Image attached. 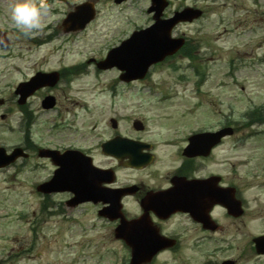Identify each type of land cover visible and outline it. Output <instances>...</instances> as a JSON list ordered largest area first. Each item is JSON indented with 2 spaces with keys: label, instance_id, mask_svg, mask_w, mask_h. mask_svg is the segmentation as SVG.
Here are the masks:
<instances>
[{
  "label": "rangeland",
  "instance_id": "rangeland-1",
  "mask_svg": "<svg viewBox=\"0 0 264 264\" xmlns=\"http://www.w3.org/2000/svg\"><path fill=\"white\" fill-rule=\"evenodd\" d=\"M83 1L88 0H49L42 29L27 35L12 22L10 9L14 0H0V30L7 33L10 41L8 48H0V97L8 99V106L14 110L6 119H0L1 146L21 145L25 137L38 145L75 143L88 137L92 146L96 137L110 135L111 118L124 133L133 132L135 119L145 123L147 131H163L169 127V122L162 119L163 111L171 107L166 105L169 103H157L156 98L175 90L181 93L175 101L193 100L191 91L184 88L190 89L197 78L192 74L193 64L183 56L154 68L148 79L128 86L119 83L117 70L98 71L88 65L87 59L103 58L109 47L117 45L131 30L149 24V2L127 0L115 5L113 0H89L96 6L94 20L81 32L64 34L59 27L64 13ZM170 2L166 15L184 4L196 5L203 11L198 20L178 24L172 36L188 39L186 49L194 51V64L207 76L203 94L209 95L205 102L217 111L218 125L226 120L232 122L237 135L264 132V123L250 126L246 119L257 107L264 113V0ZM230 66L232 77L225 78ZM61 69H70L72 79L69 86L62 83L54 92L61 109L59 116L45 113L25 136L17 117L19 112L11 103L15 86L36 70ZM181 74L185 79H180ZM150 84L156 88L153 93L141 89ZM112 86L116 95L111 92ZM32 101L37 104L38 96ZM4 109L0 108V114ZM173 118L177 129L181 124L194 122L193 116L182 119L179 113ZM207 122L209 116L202 113L201 121L191 125ZM55 125L58 126L54 128ZM237 139H228L217 149L216 170L234 183L241 181L243 218H228L218 209L215 218L221 229L215 236L217 242L203 241L196 250L161 252L150 264H204L222 259L264 264V257L255 255L251 243L253 236L264 233V187L255 186L264 177V135L232 149V141ZM20 162L0 171V264H127L129 251L114 239V226L98 219L88 205L66 209L64 217L48 215L42 209L43 199L36 193L35 185L49 176L50 167H36L35 155ZM229 164L236 171L234 174L228 171ZM258 170L259 177L251 178L250 173ZM147 176L149 173L145 174L149 181L157 179ZM62 199L58 196L53 201ZM175 222L176 219L168 227L175 226Z\"/></svg>",
  "mask_w": 264,
  "mask_h": 264
},
{
  "label": "flooded vegetation",
  "instance_id": "flooded-vegetation-1",
  "mask_svg": "<svg viewBox=\"0 0 264 264\" xmlns=\"http://www.w3.org/2000/svg\"><path fill=\"white\" fill-rule=\"evenodd\" d=\"M202 82L193 84V87L185 90H190L189 95L193 96V100H176L172 98L167 101L166 105H169L170 110L163 111V120L169 122V127L163 131H133L132 133L122 134L121 132L115 133L113 136L119 138H127L139 143L144 144V152L150 155V163L147 167L142 169L137 168H123V164L127 160H119L113 157H106L102 154L101 145L105 142V139L97 142L95 140L90 146L89 138L83 137L81 140H77L75 143H69L67 146H53L39 145L38 147H45L53 150H57L60 153L65 150H78L86 156H90L94 165L99 168H111L116 173V180L111 188L124 189L121 202L123 203V213L127 218H137L144 212V208H147V218L150 220L151 225L155 226L161 235L172 238L175 240V247L178 249L196 250L201 247L203 241L207 239L211 240V235L220 231L221 227L218 226L215 231L205 229L203 224L194 221L190 212H194L199 215L208 214L213 222L217 223L215 213L218 209L223 210L216 203L218 185L221 188H233L235 190V197L241 201L242 208H244L243 187L241 181L237 180L234 183L231 178L226 177L225 174H218L216 167L217 161V149L221 147L228 139H232L233 136L221 139L219 145H210V141H206V146L202 147L200 141L195 147H190V139L193 136L202 134L203 132H215L217 130L216 111L211 103L205 102L206 95L203 94ZM47 89H42L37 94ZM207 92V91H206ZM51 91L47 90L41 94V99L47 95H50ZM174 97L181 95V93H173ZM183 95L187 96L184 92ZM39 100V104L40 101ZM182 102V103H181ZM58 100H56L53 110L57 107ZM183 106V109L179 107ZM177 107V108H176ZM206 110H201L202 108ZM51 110V109H50ZM38 112H46L42 108L37 109ZM26 113V110H23ZM31 113V112H30ZM179 113V117L182 119L187 116H193L194 122L201 121V114L205 113V116H209V122L193 123L188 122V125H179L178 129L173 122L176 119L173 118L175 114ZM173 114V115H172ZM4 118L6 117L3 114ZM160 116V115H159ZM161 118V117H160ZM215 119V121L213 120ZM145 135L142 137L141 135ZM112 136V137H113ZM111 138V137H110ZM25 150L31 151L29 143H23ZM97 152V153H96ZM37 155V151H36ZM38 161H44L51 167V162L47 158H41L37 156ZM226 160V158H225ZM223 161V160H222ZM224 166V165H222ZM228 171L233 174V168L229 164ZM149 173V176H155V181H149L145 178V174ZM147 176V177H149ZM182 178L178 180V184L175 178ZM216 180H212L213 178ZM239 182V183H238ZM108 186V185H107ZM176 193L179 198L186 201L183 206L184 211L174 213L168 219L163 220L159 218L160 214L156 212L159 204L156 203L157 199L161 198L163 193ZM144 204V205H143ZM242 216L234 218L227 215L231 219H241ZM176 219L175 226L168 227L172 221ZM218 224V223H217ZM204 236V237H203ZM235 264H238V260H234Z\"/></svg>",
  "mask_w": 264,
  "mask_h": 264
},
{
  "label": "water",
  "instance_id": "water-1",
  "mask_svg": "<svg viewBox=\"0 0 264 264\" xmlns=\"http://www.w3.org/2000/svg\"><path fill=\"white\" fill-rule=\"evenodd\" d=\"M120 1L121 0H116V2ZM153 3L156 5L155 25L139 33H134L131 38L125 41L119 48L111 51L108 59L99 63L98 67L108 68L117 66L120 70L125 71L122 78L126 81H129L131 79L143 77L147 67L150 64L162 60L165 55H170L179 48L180 41H172L169 38V31L171 27L179 20H191L193 17H197L199 15V12L192 11V15L189 17L176 15L170 20L160 21L159 15L165 2L163 0H153ZM80 9L84 10V14L80 16V19L74 22L73 25L67 30L81 29L83 28L84 24L93 17L92 8L90 6L83 5L79 8V10ZM4 41L5 40L3 39V37H0L1 45L5 43ZM112 55L113 59L111 60L110 57ZM56 80L57 74L55 73L50 74L49 77H39V75H37L36 77L31 79L30 82L21 84L16 92L21 93L22 102L35 89L45 84L52 85ZM134 126L138 129V123H135ZM14 156L5 157L3 149H0V167L7 165L14 159ZM84 166V169L78 170H75V168L67 170L65 167L62 170H58L56 172V178H54L53 180L54 184H58V186L52 190L53 187H50V185L48 184L43 188L44 191L49 192L71 189L75 192L78 198L76 202H74V204H77L81 201L92 200V194L89 193V190L92 183L94 185L98 184L97 182H95V179L98 178L93 177L95 173L92 171L88 164H85ZM78 172L81 174H79ZM96 195L97 193L94 194V201H97L98 199L96 198ZM111 199L113 200L115 199V197L109 195L108 200L110 202H112ZM218 202L227 205L226 202L219 200ZM115 203L114 214H112L111 210L105 209L104 211L100 212V215H104L111 220L117 219L118 217L121 218L119 226L115 229V237L123 239L131 248L130 264L148 263L158 251L170 245V242L163 241L164 239H162V237H159L156 229L151 228L147 224L148 222L146 219V207L144 208V215L139 220L126 221L118 211V199ZM167 215L168 214H166V216ZM138 228L140 229L137 230V233L134 235V231H136V229ZM151 234H153L154 237L150 240ZM255 243L257 250L264 252V237L255 239Z\"/></svg>",
  "mask_w": 264,
  "mask_h": 264
},
{
  "label": "clouds",
  "instance_id": "clouds-1",
  "mask_svg": "<svg viewBox=\"0 0 264 264\" xmlns=\"http://www.w3.org/2000/svg\"><path fill=\"white\" fill-rule=\"evenodd\" d=\"M45 0H14L10 15L14 25L27 35H33L43 27V17L47 14Z\"/></svg>",
  "mask_w": 264,
  "mask_h": 264
}]
</instances>
